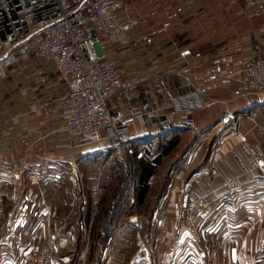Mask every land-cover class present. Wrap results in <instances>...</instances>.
<instances>
[{
	"label": "crops",
	"instance_id": "1",
	"mask_svg": "<svg viewBox=\"0 0 264 264\" xmlns=\"http://www.w3.org/2000/svg\"><path fill=\"white\" fill-rule=\"evenodd\" d=\"M241 5V0H142L136 12L148 15L141 29L146 41L139 47L105 43L97 48L139 79L135 89L112 95L108 108L113 115L133 118L130 136L135 141L156 143L158 163L149 175L143 172L146 160L117 156L114 143L80 145L64 132V107L57 101L64 87L50 62L30 54L6 70L0 77V154L13 165L24 157L26 167L0 175V262L33 264L42 240L53 231V264H63L78 247L76 230L100 225L102 236L112 233L108 240L98 239L101 263L184 264L182 250L178 255L169 250L176 224L172 191L166 190L168 184L157 189L162 184L157 171L179 138L192 131L205 139L216 135L207 144L205 163L211 160L213 168L200 169L190 179H196L193 187L204 214V227L195 239L203 256L198 264H218V246L229 240L237 247L241 239L247 251L250 242L264 240V172L242 171L247 157L236 150L239 137H244L264 162V93L246 91L240 72L244 59L264 53V8L252 17ZM189 90H196L203 101L192 128L167 107L172 97ZM226 112L256 117L230 127L221 121ZM195 149L187 148L182 162L193 152L195 156ZM97 157L104 167L125 165L126 159L130 175L100 178L80 170L85 166L90 171ZM17 181H22L20 186ZM211 242L214 246L207 250ZM262 247L259 257L264 256Z\"/></svg>",
	"mask_w": 264,
	"mask_h": 264
},
{
	"label": "built area",
	"instance_id": "2",
	"mask_svg": "<svg viewBox=\"0 0 264 264\" xmlns=\"http://www.w3.org/2000/svg\"><path fill=\"white\" fill-rule=\"evenodd\" d=\"M142 0H0V77L6 70L26 61L30 54L52 64L63 84L57 101L64 107L63 130L80 145L98 141L114 143L116 153L140 158L154 164L159 150L152 140L135 141L130 136L132 117L111 114L108 99L119 91L135 89L139 79L127 75L116 58H104L102 44L118 47L140 46L147 37L141 33L148 15L136 12ZM158 1V0H156ZM242 11L252 17L262 14L264 0H241ZM135 35V36H134ZM240 72L246 91L264 93V53L241 62ZM203 106L196 90L172 97L167 107L180 115L187 127H194L195 113ZM256 113L226 112L221 121L236 127L243 118L253 120ZM237 149L249 156L251 168H263L257 149L239 137ZM15 165L0 154V175L26 167L20 157ZM22 181H17L20 186ZM189 188V187H188ZM95 190L101 188L95 187ZM188 190V189H187ZM189 191V190H188ZM189 197H192L190 192ZM238 192H234L236 195ZM180 202L181 194L172 192ZM16 202L13 206L17 208ZM180 208H183L182 205ZM192 208V207H190ZM189 209V208H188ZM136 220L130 217L129 220ZM157 222V219H154ZM171 247V243H170ZM55 241L43 240L36 261L53 264ZM179 254V252H178ZM177 254V255H178ZM101 264H113L106 260ZM153 264H167L154 261Z\"/></svg>",
	"mask_w": 264,
	"mask_h": 264
},
{
	"label": "rangeland",
	"instance_id": "3",
	"mask_svg": "<svg viewBox=\"0 0 264 264\" xmlns=\"http://www.w3.org/2000/svg\"><path fill=\"white\" fill-rule=\"evenodd\" d=\"M5 77V76H4ZM196 114V113H195ZM195 118V115H194ZM200 133H196L195 131H192L189 134H185L179 138V142L177 146L173 148L170 155L168 157H165L162 159V166L157 171L158 179L162 182L161 185L157 187L159 190L160 188H164L165 185L168 184L166 190L175 192L177 194H181L182 197H180V202L172 197V206H173V212L175 214L176 218V224L175 229L173 231V234L171 235L168 245L169 250L174 253V255L178 254L179 251L184 252V264H198L200 260L202 259V254L200 251H198L196 245H195V239L197 236H199V232L203 229L204 225V214L201 213L200 207L202 205V199L197 196L196 192L194 191L193 187V181L190 180L194 179L193 177L198 176L200 169H206L207 171H210L213 168L214 163L210 160L207 165L205 166V163L209 159V156L207 153L209 150H207V144L210 145L214 140L216 135L212 134L210 136H207V138H200ZM195 145L196 152L193 157L189 158L187 161L182 162V158L185 156L187 152V148H192V146ZM252 145V144H251ZM201 146V147H200ZM254 146V145H252ZM255 147V146H254ZM256 148V147H255ZM199 149V151H198ZM239 151H242L239 149ZM258 151V150H257ZM243 152V151H242ZM245 153V152H243ZM117 156L123 157V153H116ZM247 157L246 164H243L242 171H263V168L260 170V168H251L249 166V156L247 153H245ZM96 159V158H94ZM98 162H96L93 167H91L90 171L87 170V167L81 166L80 170H85V172H92L100 174V178L103 177L104 174H126L130 175L131 168L129 170L128 162L126 164L125 159V165L124 163H111L109 166H102V160L97 157ZM179 161L180 164L175 165V163ZM81 163L80 165H82ZM84 165H86L84 163ZM174 166V167H173ZM205 173L204 171H202ZM264 172V171H263ZM264 176V174H263ZM173 181H175L173 183ZM164 182V183H163ZM170 182V183H169ZM189 187V188H188ZM189 191H188V190ZM186 192H190L192 197H189V194ZM235 197L239 196V193L234 195ZM182 205L183 208H180ZM192 207V208H190ZM189 208V209H188ZM229 216V215H228ZM247 216V215H246ZM161 222V217L156 222ZM95 226V225H94ZM100 227V225H99ZM97 227L96 229L89 230H76L77 234L75 233L76 241L78 244V247L73 248L68 253V259L63 264H101V261H98L99 251L97 242L98 239L102 242L103 240H108L109 236H111L112 233L105 234V236H102V228ZM155 230V229H154ZM243 233V235L246 233L245 229L240 230L239 232ZM111 232V231H110ZM129 231H126L127 236L130 235L128 233ZM53 231L46 236L51 237L55 241V248L53 250V260L56 257V236L53 235ZM157 235V234H156ZM152 236H155L154 234ZM159 236V234H158ZM44 238V239H45ZM43 239V240H44ZM245 239V238H244ZM42 240V242H43ZM40 244L39 250L37 251V254L41 250ZM171 243V247H170ZM234 244V242H233ZM231 244V241L229 240L226 242L225 246L222 244H219L218 249L220 251V259L218 264H264V256L259 257L258 254H262V249L264 245V240L262 238L257 244H253L250 242V249L249 251L244 248L243 242L241 239L239 240V244L237 247L236 245L233 246ZM214 243L212 242L209 245H206L205 248L209 250L210 248H213ZM238 248V249H236ZM238 250V254H237ZM36 254V258H37ZM263 258V259H262ZM56 260V259H55ZM163 262V261H162ZM0 264H3V262H0ZM17 264V263H14ZM33 264H39L38 261H34Z\"/></svg>",
	"mask_w": 264,
	"mask_h": 264
},
{
	"label": "trees",
	"instance_id": "4",
	"mask_svg": "<svg viewBox=\"0 0 264 264\" xmlns=\"http://www.w3.org/2000/svg\"><path fill=\"white\" fill-rule=\"evenodd\" d=\"M158 158H159V155L156 157V159H155L153 165L147 163V164H148V167L143 168V172L147 173V175H149L151 172H153V169H154L153 167H155V166L157 165V163H158ZM145 190H146V189H144V192H145Z\"/></svg>",
	"mask_w": 264,
	"mask_h": 264
}]
</instances>
